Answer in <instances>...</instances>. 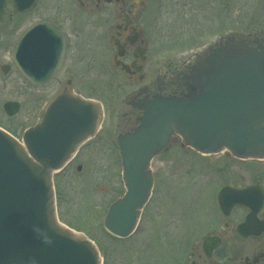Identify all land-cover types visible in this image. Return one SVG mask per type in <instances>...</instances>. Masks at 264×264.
<instances>
[{
  "label": "water",
  "instance_id": "1",
  "mask_svg": "<svg viewBox=\"0 0 264 264\" xmlns=\"http://www.w3.org/2000/svg\"><path fill=\"white\" fill-rule=\"evenodd\" d=\"M34 1L0 0V31L14 9L22 12ZM44 29L43 40L34 41L40 28L26 30L11 52L31 85L46 84L61 62L56 57L60 50L47 40L55 35ZM31 61L34 66L27 65ZM176 87L178 93L168 96L139 90L132 103L140 112L138 125L117 136L124 192L103 219L104 229L116 238L134 232L151 194L150 162L167 150L170 139L177 137L201 155L226 151L239 159H264V38L226 37L189 67ZM18 108L17 103L3 106L7 116ZM100 115L98 105L64 91L24 132L21 145L0 130V264H100L91 242L57 222L52 189V174L95 134ZM227 201L249 209L243 224L247 230L263 195L254 187L225 188L217 195L223 212Z\"/></svg>",
  "mask_w": 264,
  "mask_h": 264
},
{
  "label": "rangeland",
  "instance_id": "2",
  "mask_svg": "<svg viewBox=\"0 0 264 264\" xmlns=\"http://www.w3.org/2000/svg\"><path fill=\"white\" fill-rule=\"evenodd\" d=\"M226 2L222 28L215 30V20L210 21L207 25L213 26L212 33L202 41H194L193 34L184 33L187 25L181 22L186 18L182 16L178 23L180 18L175 19L170 4L163 15L162 36L157 37L159 49L151 50L159 61L157 68L170 71L225 34L264 31V0ZM194 18L192 30L198 26V18L195 15ZM180 32L184 36L178 37ZM12 39L11 27L0 38V67L9 69L6 74L0 71V128L20 141L23 132L38 121L51 94L47 87L33 88L16 74L8 58ZM77 75L75 85L86 97L100 103L102 118L97 137L79 150L75 161L53 176L59 221L93 243L102 264H186L192 241L207 230L204 220L216 208L213 204L216 192L222 184L237 180L247 185L251 180L246 169L242 174L235 168L229 169L232 164H227L221 155L201 157L187 149L172 147L152 161L155 184L135 233L122 240L110 236L103 228V218L109 204L123 191L114 145L115 126L122 122V101L136 84L123 80L109 66L92 71L79 68ZM7 102L19 104L16 115H5L2 106ZM208 172L216 173L221 180L209 182L213 176L208 177Z\"/></svg>",
  "mask_w": 264,
  "mask_h": 264
},
{
  "label": "flooded vegetation",
  "instance_id": "3",
  "mask_svg": "<svg viewBox=\"0 0 264 264\" xmlns=\"http://www.w3.org/2000/svg\"><path fill=\"white\" fill-rule=\"evenodd\" d=\"M226 1L36 0L29 10L24 12L14 10L10 24L1 31L0 38L12 27V48L16 46L27 29L37 24H41V34L33 36L31 41L37 38L43 40L42 34L47 35L44 28L55 35L52 37L53 35L50 34L51 37L47 40L55 49L60 50L56 57L60 59L61 64L48 84L39 87H47V92L51 94L50 98L62 89H67L75 96L95 101L86 97L75 85L79 68L92 71L102 66H109V69L116 72L120 78L136 84L126 96L127 99L124 98L122 122L115 126L116 132L122 134L134 129L139 117V112L127 105L126 100L130 95L141 87H146L150 94L178 93L176 82L181 74L186 72L191 63L201 57L203 51L213 47L222 37L214 38V41L205 45V48L194 52L192 57L183 60L178 67H173L170 71L158 69L159 61L152 56L151 50L159 49L157 37L162 36L161 24H163L162 19L166 8L171 4L173 15H176L175 19L180 18L178 23L182 16L186 18L181 22V25H187L184 29L186 35L193 34L194 41H202L212 33L213 26L207 25L210 21L215 20V30L222 28L221 20L226 13ZM194 15L198 18L196 30H192ZM184 33L180 32L178 37L181 34L184 36ZM247 36L264 37V31ZM27 65H33V61ZM14 71H16L15 68ZM172 143H175L171 145L173 148L180 146L177 141L173 140ZM87 145L88 143L83 147ZM223 159L227 160V164L234 165H229V169L235 168L241 174L242 170L246 169L251 181L248 184L245 183L247 185L241 184L238 180L227 185L222 184L219 190L226 187L237 189L256 186V194H264V161L240 160L227 154L223 155ZM76 169L79 171L81 168ZM206 174L208 177L213 176L209 182L221 180L216 173ZM252 176L256 177L254 181ZM216 194L213 199L216 210L210 212V218L204 220L207 230L192 241L186 264H264V204L257 209L254 224L247 230L240 229L247 217L251 215L249 209L237 205L230 206V202L227 201L226 212H221L215 203Z\"/></svg>",
  "mask_w": 264,
  "mask_h": 264
}]
</instances>
